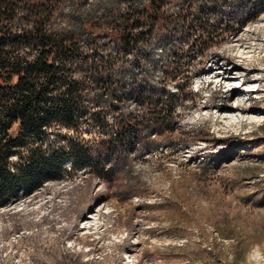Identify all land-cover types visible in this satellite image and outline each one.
I'll list each match as a JSON object with an SVG mask.
<instances>
[{
    "label": "rangeland",
    "instance_id": "obj_1",
    "mask_svg": "<svg viewBox=\"0 0 264 264\" xmlns=\"http://www.w3.org/2000/svg\"><path fill=\"white\" fill-rule=\"evenodd\" d=\"M58 1L50 27L79 32L84 57L69 65L86 87L88 114L75 132L53 123L44 149L67 145L56 136L61 127L90 163L68 159L43 172L41 186L0 204L2 264H264V121L224 128L215 118L243 97L264 116V0ZM148 6L158 14L154 26ZM126 13L144 33L130 48L111 30L125 28ZM85 20L93 39L80 28ZM239 65L247 72L235 87L223 79ZM205 74L212 78L196 84ZM99 189L72 245L96 252L61 260L77 216ZM49 209L52 227L26 214ZM62 226L70 230L58 233Z\"/></svg>",
    "mask_w": 264,
    "mask_h": 264
},
{
    "label": "trees",
    "instance_id": "obj_2",
    "mask_svg": "<svg viewBox=\"0 0 264 264\" xmlns=\"http://www.w3.org/2000/svg\"><path fill=\"white\" fill-rule=\"evenodd\" d=\"M56 2L59 1L0 0V204L16 197L21 188L41 186L44 182L41 174L59 171L68 159L74 166L90 163L89 157L79 152L81 144L62 134L61 127L56 136L67 145L52 151L44 149L53 123H59L66 132H75L77 121L88 114L81 104L86 87L78 79L76 69L69 65L71 59L84 57L83 47L78 42L79 32L72 35L50 27L52 12L49 10ZM144 15L150 26H154L158 14L148 6ZM127 16L128 13L121 15L127 24L125 28L120 26L111 30L126 48H130L138 46L144 33L136 30V24L141 21L131 23ZM79 25L93 39L95 27H89L93 23L85 20ZM25 152L29 154L26 163L11 164L13 157L20 158ZM103 193L101 189L93 193L89 203L82 208L75 229L66 238L71 245L58 252L61 260L81 253L90 260L96 252L95 248L76 250L72 245L76 243L79 222ZM50 209L42 214L29 210L26 214H35L38 222L48 221L52 227L54 216ZM67 230H70L69 226L57 228L60 234ZM128 239L115 243V247L125 244ZM131 245L128 244L124 252L129 251ZM51 246L56 249L55 242H51ZM6 247L7 243L0 241V264L4 263L2 252Z\"/></svg>",
    "mask_w": 264,
    "mask_h": 264
},
{
    "label": "bare ground",
    "instance_id": "obj_3",
    "mask_svg": "<svg viewBox=\"0 0 264 264\" xmlns=\"http://www.w3.org/2000/svg\"><path fill=\"white\" fill-rule=\"evenodd\" d=\"M251 48V46H250ZM242 49V48H241ZM247 52V51H246ZM237 70H239V75L236 76H226L227 78L223 79L225 82L229 83L230 85H234L235 87H239L241 83L244 81V76L246 75L247 70L241 69V66H236ZM220 76V75H219ZM212 78L210 75H201L197 81L196 84H200L202 82L209 81ZM220 78V77H219ZM257 78V77H256ZM257 80L250 82L247 85V91H255V87ZM246 101V98L243 97L241 99L240 103H234L230 107H223L218 110V112L215 114V118L217 117L219 121L222 123L220 125L224 126V128L229 127H241L246 121L250 122H263L264 116L258 115L255 112L251 110L249 106L244 104L243 102ZM206 117L209 116V112L204 114ZM217 119V120H218ZM247 123V122H246ZM219 125V126H220ZM221 127V126H220Z\"/></svg>",
    "mask_w": 264,
    "mask_h": 264
}]
</instances>
